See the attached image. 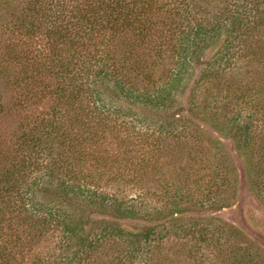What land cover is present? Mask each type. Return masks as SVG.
Masks as SVG:
<instances>
[{"label":"trees","instance_id":"obj_1","mask_svg":"<svg viewBox=\"0 0 264 264\" xmlns=\"http://www.w3.org/2000/svg\"><path fill=\"white\" fill-rule=\"evenodd\" d=\"M0 43V264H264L211 132L264 204V0H0Z\"/></svg>","mask_w":264,"mask_h":264},{"label":"rangeland","instance_id":"obj_2","mask_svg":"<svg viewBox=\"0 0 264 264\" xmlns=\"http://www.w3.org/2000/svg\"><path fill=\"white\" fill-rule=\"evenodd\" d=\"M1 88L2 83L0 82ZM211 132L217 139V145L221 148V152L233 158L239 176L234 204L220 210L217 215L237 225L253 242L264 249V204L249 187L244 161L238 154L234 141L217 131L211 130Z\"/></svg>","mask_w":264,"mask_h":264}]
</instances>
